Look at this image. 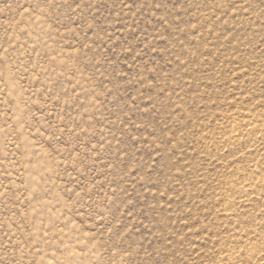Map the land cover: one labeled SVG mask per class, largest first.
<instances>
[{
  "label": "rangeland",
  "instance_id": "1",
  "mask_svg": "<svg viewBox=\"0 0 264 264\" xmlns=\"http://www.w3.org/2000/svg\"><path fill=\"white\" fill-rule=\"evenodd\" d=\"M0 264H264V0H0Z\"/></svg>",
  "mask_w": 264,
  "mask_h": 264
},
{
  "label": "bare ground",
  "instance_id": "2",
  "mask_svg": "<svg viewBox=\"0 0 264 264\" xmlns=\"http://www.w3.org/2000/svg\"><path fill=\"white\" fill-rule=\"evenodd\" d=\"M246 194H247V192H246Z\"/></svg>",
  "mask_w": 264,
  "mask_h": 264
}]
</instances>
